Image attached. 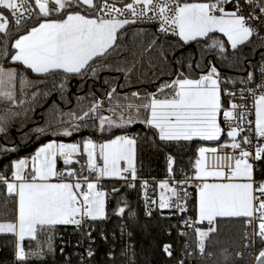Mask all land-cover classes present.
I'll return each mask as SVG.
<instances>
[{
	"label": "snow or ice",
	"instance_id": "1",
	"mask_svg": "<svg viewBox=\"0 0 264 264\" xmlns=\"http://www.w3.org/2000/svg\"><path fill=\"white\" fill-rule=\"evenodd\" d=\"M245 2L252 3V0ZM230 4H234L235 9L227 11L225 5ZM0 9L11 13L17 32L23 28L26 20L36 18L37 23L12 43L14 52L10 54V60L43 76L60 72L66 75L83 74L92 61L105 56L114 46L121 29L130 23H136V19H128L127 14L150 21L159 20L160 32L177 36L185 44L199 39L210 40L208 47L218 48L221 52L225 51L224 41L210 34H222L235 50L249 42L254 34L248 21L260 19L252 14L247 17L240 14L238 0L183 3L180 0H132L123 8H117L108 0H102L99 5L96 0H0ZM259 11L264 14V4L259 5ZM149 12L153 15L148 16ZM61 13L63 15L60 18H51ZM0 34L6 37L10 34V20L3 11H0ZM2 53L8 55L6 47ZM251 79L249 74V80ZM17 80L21 90L33 85L16 68L0 65V101L15 103ZM159 91L165 93L163 98H157L153 94L148 97L147 103L136 106V109L139 112L143 108L148 113L143 122L158 130L160 140L220 139L223 132L218 123V115L222 111L221 87L220 74L215 66L199 78L184 77L165 82ZM138 95L133 93V96ZM97 107L98 105H94L90 111H96ZM238 107L243 106L233 103L228 110H223L224 119H236L235 110ZM255 109L254 131L258 138H262L264 93L257 96ZM88 115L89 112H85L77 119L82 120ZM238 115L239 120L244 122L245 113ZM98 119L101 132L106 126L111 129L133 122L131 117L125 121L123 115L119 118L120 122L104 116ZM243 130L242 127H232L230 124L227 136L231 143L222 145L233 150L241 149L237 157L230 154L221 156L216 147H200L198 150L194 179L202 182L197 185V217L195 220L186 219L183 223L194 229L201 255H213L206 249L212 234L218 232V222L223 219L244 218L246 226H254L251 234L244 233V238L247 240L250 235L259 237L264 244V182L256 185L253 181V165L248 160L253 154L242 149L241 142L237 141ZM0 131H3L2 127ZM38 131L42 132L43 129ZM62 134L70 136L72 131L65 129ZM242 142L250 144L252 141L243 137ZM135 145L136 140L127 135L116 136L99 146L91 139L85 140L82 146L78 143L50 142L35 152L31 157L30 167L28 160L21 159L14 162L11 178L0 175V184L6 187L7 194L17 197L15 222L0 223V233H10L17 237L16 259L24 261L27 258L22 243L25 238L35 240L39 233L50 231L56 225H75L79 228L85 219H105L106 193L98 190V181L101 178L127 179L124 175L126 173H130L131 179L135 180ZM81 154L87 156V170L97 174L95 181L89 180L87 176H78L75 169L70 167L63 171L57 170L58 159H62L65 166H70L79 162L74 157ZM209 154L213 157L211 163L208 161ZM98 157L103 162L102 166L97 162ZM253 158H264V146L257 145ZM172 164L170 158V174ZM209 177L220 178L223 182H206ZM67 178H74L75 182ZM189 179L186 177L178 183L186 184ZM159 187L171 193L165 196V192H161V209L175 207L181 213L187 211V191H183L181 195L177 187L170 186L168 181L161 182ZM174 198L178 201L175 204L172 202ZM123 213L124 208H119L118 214ZM205 222L208 225L206 229L196 226ZM253 243L254 240L244 247H250ZM164 251L171 256V245H165ZM92 254L91 251L88 252L89 256ZM236 255L239 257L243 253L238 252ZM256 260L258 264H264V248L259 251Z\"/></svg>",
	"mask_w": 264,
	"mask_h": 264
},
{
	"label": "trees",
	"instance_id": "2",
	"mask_svg": "<svg viewBox=\"0 0 264 264\" xmlns=\"http://www.w3.org/2000/svg\"><path fill=\"white\" fill-rule=\"evenodd\" d=\"M192 1L205 0H185ZM101 2L96 0L98 5ZM61 15L63 13L51 18ZM36 23L33 17L17 32L14 21H10V34L7 37L0 34V65L16 68L33 82L31 87L21 90L17 80L15 103L0 101V127L3 128L0 131V175L11 178L16 160L32 157L40 145L52 139L81 144L88 136L108 140L132 134L136 140V180L133 184L128 179L101 180L100 186L107 192L106 218L87 219L88 229L56 225L50 231L39 233L35 240H25L27 258L24 261H18L15 256L16 236L0 233V264H178L179 259L185 264H254L264 244L259 237L244 238L245 232H253L244 218L220 220L218 232L212 234L206 249L213 255L199 253L194 229L182 222L187 217L196 219V190H186L189 193L187 211L180 220L163 215L161 210L146 214L142 204L141 179L157 181L189 175L190 167L199 156V148L227 141L225 134L216 142L198 138L163 141L158 130L144 122L133 121L111 129L105 127L101 132L98 117L108 116L112 108L131 110L147 103L153 94L163 98L165 93L159 91L162 84L177 78H199L210 66L218 69L221 88L251 84L264 60L263 40L252 36L249 42L233 50L222 34H210L224 41L225 51L221 52L208 47L210 40L199 39L185 44L177 36L159 34L150 25L128 24L119 31L108 53L92 61L83 74L60 72L43 76L10 60L14 40ZM5 47L8 55L2 53ZM133 93L139 95L133 96ZM94 105L98 107L92 112L90 109ZM85 112H89L87 117L77 119ZM65 129L72 131V135L64 136ZM170 158L173 161L171 174L168 171ZM257 166L259 177L264 178L263 162L259 161ZM154 186L157 188V182ZM121 207L124 213L118 214ZM15 218L16 197L9 196L6 187L0 184V222ZM196 226L208 227L207 223ZM252 240L255 243L244 247ZM167 243L171 244V256L164 251ZM89 251L93 253L91 256ZM238 252L243 255L238 257Z\"/></svg>",
	"mask_w": 264,
	"mask_h": 264
},
{
	"label": "built area",
	"instance_id": "3",
	"mask_svg": "<svg viewBox=\"0 0 264 264\" xmlns=\"http://www.w3.org/2000/svg\"><path fill=\"white\" fill-rule=\"evenodd\" d=\"M34 2V0H33ZM110 4H115L117 8H123L125 4L132 2V0H111L108 1ZM181 3L185 2V0H180ZM239 7H240V14L244 16H249L250 14L259 16V20H249L248 23L253 27L254 29V37H258L264 42V14H262L259 11V5L264 4V0H252V3H246L245 0H238ZM225 9L227 11H232L235 9L234 4L225 5ZM4 15L9 17L10 21H14L11 13L3 12ZM153 15L151 12L148 13V16ZM124 18V17H121ZM128 19H136V23H130V24H143V25H150L152 26L159 34L162 35H168V36H174L171 34H165L159 31L160 28V22L159 20H148L147 18H135L132 17L130 14H127ZM28 21V20H26ZM213 66H210L208 70L204 73L206 74ZM218 70V69H217ZM261 85H264V60L260 63L258 67V76L251 84L246 85H235V86H225L221 88V102H222V111L219 114V123L221 128L223 129L222 134H225L227 137V141H222L214 145L213 147H216L219 149V155L223 156L225 154H230L233 157H237L239 155V152L241 149H231V148H225L222 147V145L226 143H231V139L227 136V132L229 131V125L231 124L232 127H242L244 130L240 132V135L237 137V141L241 142V148L248 150L253 155L248 157L249 162L253 165V181L256 185L264 182V178L259 177L258 173V162H263V169H264V158L261 160H255L253 157L255 155L256 147L259 144L260 146H264V137L258 138L255 134V100L258 95L261 93H264V87H261ZM227 93H232V95H228ZM237 104L241 105L243 107H238L235 110V114L237 116L236 119L232 121H226L223 117V110H228L230 108L231 104ZM244 112L245 113V119L244 122H241L239 120V113ZM251 122V123H248ZM243 137H248L252 142L250 144H245L242 142ZM91 139L94 143L98 145L99 140L95 139L93 136H88L85 140ZM212 148V147H211ZM83 151V150H82ZM81 151V152H82ZM83 157V160L80 158H74V160L79 161L78 163H74V165L65 166L63 164L62 159H60V165L58 167V171H63L66 168L70 167L72 169H75L78 176H87L89 180L95 181L97 179V174L93 172H89L87 170V156L86 154H81ZM208 161L209 163L213 162V157L211 154L208 155ZM264 171V170H263ZM128 181L133 184L135 180L131 179L130 174L126 173L124 174ZM190 178L188 180V183L186 184H179L178 182L184 181L185 178ZM195 177V163L190 167V174L185 175L183 177L175 178V177H167L165 178L166 181L171 186H176L177 191L180 192L181 195H183V191H186L187 189H194L197 191V185L200 184L202 181L194 179ZM70 180H75L74 178H67ZM158 181V180H157ZM153 178H143L141 179V197H142V204L145 210L146 214H151L157 210L163 211V215L175 218L176 220L182 219L183 213L179 212L175 207L173 208H166L161 209L159 207V197H158V191L157 188L154 186V182H157ZM98 182H101V179H99ZM155 202V203H153ZM173 204L177 203L178 201L174 198ZM190 217H187L186 219H189ZM186 219H183L182 222ZM192 219V218H191ZM84 220L81 226H84L86 229L89 228V225ZM193 220V219H192ZM187 227V226H186ZM254 229V226H253ZM169 233V232H168ZM252 239H255L256 237H252ZM166 245H171L167 243ZM76 246H79V243H76ZM257 257V256H256ZM256 260V259H255ZM180 261H183V264H185V261L183 259L178 260V264H180Z\"/></svg>",
	"mask_w": 264,
	"mask_h": 264
},
{
	"label": "crops",
	"instance_id": "4",
	"mask_svg": "<svg viewBox=\"0 0 264 264\" xmlns=\"http://www.w3.org/2000/svg\"><path fill=\"white\" fill-rule=\"evenodd\" d=\"M192 2H205V1H192ZM6 9H0V11H5ZM52 19H58V18H52ZM119 33V32H118ZM118 109H109L108 110V116H104V117H109V118H112V119H114V120H116L117 121V118H118V114H119V112L117 111ZM123 110H125V115H123L125 118H124V120L126 121L129 117H131L132 118V120L133 121H137V122H143V121H145L146 120V118H147V116H148V113L143 109V108H140V110H139V112H137V109H136V107L135 108H131V110L130 109H128V108H124ZM101 116V115H100ZM218 123H219V118H218ZM125 125H128V124H124V126ZM122 135H127V136H129L130 138H134L135 139V137H134V135H132V134H122ZM117 136H119V135H117ZM116 137V136H115ZM115 137H113V138H111V139H114ZM111 139H108V140H99V143H98V146L100 145V144H102V143H106V142H108L109 140H111ZM85 141V140H84ZM83 141V142H84ZM50 142H56V143H77V142H73V141H68V140H65V139H52V140H49V141H47V142H45V143H43L42 145H40L37 149H36V151L40 148V147H42L43 145H45V144H47V143H50ZM209 142H213V141H209ZM214 142H216V141H214ZM78 144H80V143H78ZM216 145V144H215ZM81 146H82V143H81ZM214 145H205V146H203V147H209V148H211V147H213ZM35 151V152H36ZM81 151H82V147H81ZM35 152H34V154H35ZM33 154V155H34ZM97 154H98V149H97ZM74 158H82V156L81 155H78V156H76V157H74ZM21 159H25V160H28L29 161V167H30V165H31V157L30 158H21ZM21 159H18V160H21ZM18 160H16V161H18ZM15 161V162H16ZM97 162H98V164H100L101 166H102V160H100L99 159V157L97 158ZM135 163H136V145H135V160H134V165H135ZM59 165H60V159H58V161H57V170H58V167H59ZM123 166V165H122ZM14 170V169H13ZM128 174H130V173H128ZM104 179H108V178H101V180H104ZM164 181H166V179L165 178H163V179H159L158 181H157V191H158V197H159V200H160V195H161V192L162 191H164L165 192V196H169V195H171V193L170 192H167V191H165V190H162L160 187H159V185H160V183L161 182H164ZM72 182H75V180H72ZM206 182H209V183H213V182H223V181H221V179L220 178H213V177H209V178H207V181ZM242 182V181H241ZM170 185V184H169ZM171 186V185H170ZM98 190H100V191H103V192H105L106 193V195H105V214H106V205H107V192L104 190V189H102L101 188V186H100V182H98ZM197 200H198V194H197V191H196V217H197ZM16 201H17V197H16ZM15 220H16V218H15ZM15 220L14 221H7V222H15ZM0 223H6V222H0ZM206 223V222H205ZM203 229H206V228H203ZM16 239H17V237H16ZM27 239H30V238H25V240H27ZM24 240V241H25ZM24 241L22 242V243H24ZM24 247V246H23Z\"/></svg>",
	"mask_w": 264,
	"mask_h": 264
},
{
	"label": "rangeland",
	"instance_id": "5",
	"mask_svg": "<svg viewBox=\"0 0 264 264\" xmlns=\"http://www.w3.org/2000/svg\"><path fill=\"white\" fill-rule=\"evenodd\" d=\"M219 72V71H218ZM221 85V84H220ZM221 87V86H220ZM112 109H115V108H112ZM117 109V108H116ZM119 112L118 114V118H117V122H120V117L121 115H125V110H123V108H118L117 110ZM124 117V116H123ZM125 118V117H124ZM218 118H219V115H218ZM114 120V119H113ZM220 124V123H219ZM107 127V126H106ZM123 127V126H122ZM108 129V128H107ZM199 157V156H198Z\"/></svg>",
	"mask_w": 264,
	"mask_h": 264
},
{
	"label": "water",
	"instance_id": "6",
	"mask_svg": "<svg viewBox=\"0 0 264 264\" xmlns=\"http://www.w3.org/2000/svg\"><path fill=\"white\" fill-rule=\"evenodd\" d=\"M254 264H258V261H257V260H255V261H254Z\"/></svg>",
	"mask_w": 264,
	"mask_h": 264
}]
</instances>
